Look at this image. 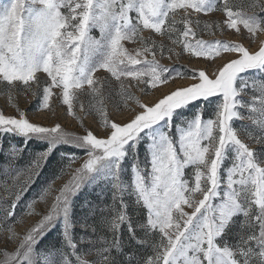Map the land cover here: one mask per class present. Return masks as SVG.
I'll list each match as a JSON object with an SVG mask.
<instances>
[{
    "label": "snow or ice",
    "instance_id": "6c2138e0",
    "mask_svg": "<svg viewBox=\"0 0 264 264\" xmlns=\"http://www.w3.org/2000/svg\"><path fill=\"white\" fill-rule=\"evenodd\" d=\"M216 12L222 22L200 18ZM222 25L255 42L264 0L0 4V95L16 113L0 108V134L20 140L0 165V264H264V40L250 51L198 35ZM184 54L209 67L161 63ZM176 79L191 83L153 102L136 95ZM28 94L53 116L55 97L82 132L31 122L17 100ZM106 101L129 118L113 119ZM92 113L100 135L84 125ZM32 142L41 147L15 169ZM25 216L39 219L17 231Z\"/></svg>",
    "mask_w": 264,
    "mask_h": 264
},
{
    "label": "rangeland",
    "instance_id": "374dc122",
    "mask_svg": "<svg viewBox=\"0 0 264 264\" xmlns=\"http://www.w3.org/2000/svg\"><path fill=\"white\" fill-rule=\"evenodd\" d=\"M7 0H0V4L6 3ZM195 18V17H194ZM202 20H211V21H220L222 22L224 20L223 13L216 12L211 13L208 15L201 14L200 17ZM224 28L223 33L220 31L215 32L214 35L209 36L203 32L198 33L200 38L208 39V40H215V39H222L225 41H231V42H238L242 43L245 47H247L250 51H255L258 49L260 41L264 40V33H258L257 37L255 39V42H252L248 38V34L244 32L243 29H241V32L243 35L237 34L233 30H228L226 26H223ZM127 47L130 49L135 47L134 45L127 44ZM179 51V49H178ZM159 58V57H158ZM230 58L229 54H223V59L216 58L214 64L219 65L223 63L224 60H227ZM161 63L165 66H173V67H179L182 71H184L186 74H189L192 69H201V68H208L209 62L204 60L203 58H190L187 54L182 55L178 60L173 57L172 60H169L167 58H164L161 60ZM103 74V73H100ZM41 76V78H44L46 74L40 73L38 74ZM188 83H191V81L187 79H176L172 82H170L167 85H161L158 89L155 90H149L148 95H141L139 92H136V95L141 96V99L144 102H153L155 99L160 97L162 94L176 88L179 86L187 85ZM81 101H85L84 97L80 98ZM19 107L21 109H25L27 111L28 119L33 123H39L45 126H52L54 123H60L61 127H63L65 130L68 131H75V132H82V129L79 126V123L75 121L71 116H68L66 113V106H63L55 97L52 100L53 107L55 108L56 115L53 116L51 112L47 110H40L36 111L34 108L35 100L31 96V94H28L27 96H18L17 97ZM106 106L108 108V111L110 114H112V118L116 119L118 121H125L129 118L130 112L128 109L124 108L123 105H121V111L119 113H116L110 102L106 101ZM134 107V105H132ZM0 108H3V112L5 115H16L15 110L11 107L7 106V97L5 95H0ZM77 115H81L79 108L77 107ZM207 115V113H206ZM84 125L85 127L91 128L94 132H96L97 135H100L102 133V129H100L97 126V121L95 117V113H92L89 116H86L84 118ZM252 147H256V145H251ZM143 155V153H142ZM24 168H21L22 171ZM65 177L64 179H66ZM44 178H41L40 181L38 180L35 187H33L26 195L24 200L27 201L28 199L32 198L36 193L39 186L44 182ZM9 186L12 184V180L8 179ZM63 183V180H57L55 187H59V185ZM3 197H6V193L2 191ZM23 206V202L21 207ZM38 211H44L45 206L43 204H37L36 205ZM20 209H17V212H19ZM39 219L38 216H25L24 217V224L23 225H17L16 230L17 231H23L24 228H27L31 226L33 223H35ZM77 232H79V229L77 228ZM58 239L57 233H52V235L48 238V240L45 241V243L49 242H55ZM3 236H0V247H3ZM12 245H9V248L11 249Z\"/></svg>",
    "mask_w": 264,
    "mask_h": 264
},
{
    "label": "trees",
    "instance_id": "16d2710c",
    "mask_svg": "<svg viewBox=\"0 0 264 264\" xmlns=\"http://www.w3.org/2000/svg\"><path fill=\"white\" fill-rule=\"evenodd\" d=\"M0 143L3 144L4 146V152H5V155H0V165H3V166H7V159H6V153L8 151V148L11 144H18L20 143V140L19 138H16V137H11V136H4L3 134H0ZM41 146L36 144L35 142H32L30 143L26 150L24 151L23 155L21 157H19L15 163H14V168L15 169H21V168H26V166L28 165L30 159H31V156L34 152H36ZM53 170V164L50 163L44 170V173L43 175L40 177L41 178H44L46 179L52 172ZM12 175L14 176L15 175V172H12ZM0 178H3V177H0ZM39 179V181H40ZM38 183V182H37ZM38 185V184H37ZM2 191H3V188H0V197H3L1 196L2 195ZM36 195V194H35ZM25 198V197H24ZM20 211L17 212V214L19 215Z\"/></svg>",
    "mask_w": 264,
    "mask_h": 264
}]
</instances>
